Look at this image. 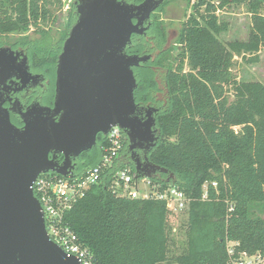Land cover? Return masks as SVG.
Instances as JSON below:
<instances>
[{"label": "trees", "instance_id": "trees-1", "mask_svg": "<svg viewBox=\"0 0 264 264\" xmlns=\"http://www.w3.org/2000/svg\"><path fill=\"white\" fill-rule=\"evenodd\" d=\"M219 1L200 0L194 7L200 20L191 16L183 39L185 53L166 76L169 99L156 117L160 138L148 153L153 165L168 171L152 184L176 185L190 199L185 238H179L172 225L175 216L165 202L112 193L114 169L129 167L136 173L130 161L118 160L66 217L96 264H226L228 242H239L241 250L251 254L264 253V84L239 82L231 72L235 56L264 49V1H248L253 21L249 41L232 43L219 39L228 24L217 13L244 0ZM63 7V0H0V48H28L33 61L49 69L67 30L54 42L53 29L44 26ZM68 15L70 28L77 19L74 3ZM32 27L34 34H28ZM10 36L17 38L4 42ZM142 49L139 45L129 52ZM257 60L255 56L248 61ZM136 74V101H152L151 92L158 88L155 75L142 70ZM98 139L99 147L83 154L86 170L77 174L100 163L109 144L101 134ZM127 150L123 141L122 154ZM170 175L173 179L167 182ZM205 191L208 197L203 200ZM227 203L234 204L232 213Z\"/></svg>", "mask_w": 264, "mask_h": 264}, {"label": "water", "instance_id": "water-1", "mask_svg": "<svg viewBox=\"0 0 264 264\" xmlns=\"http://www.w3.org/2000/svg\"><path fill=\"white\" fill-rule=\"evenodd\" d=\"M161 3L76 0L78 19L58 57L54 107L35 104L18 111L24 123L20 129L0 95V264H80L48 237L31 187L41 174L72 177V160L92 150L98 135L106 138L119 127L130 150H144V161L135 163L137 179H161L168 173L148 159L160 138L156 119L137 115L133 69L147 58L125 52L141 24L133 20L139 14L142 20L148 18ZM8 52L0 49V84L12 76L15 57ZM57 155L64 156L62 165Z\"/></svg>", "mask_w": 264, "mask_h": 264}, {"label": "flooded vegetation", "instance_id": "flooded-vegetation-1", "mask_svg": "<svg viewBox=\"0 0 264 264\" xmlns=\"http://www.w3.org/2000/svg\"><path fill=\"white\" fill-rule=\"evenodd\" d=\"M120 1H126L131 5L139 6L145 0ZM199 2L200 0H162V3L150 13L148 18L142 20V15L139 14L138 17L133 20L134 25H138L140 22L141 24L138 28V33L132 35L131 41L125 52L128 56L147 58L145 62L140 64V66L133 69L137 85V77L139 75L136 74L137 70H142V72L150 71L153 73L158 85V88L151 92L152 101L142 104L138 103L135 99L136 104L138 105L137 115L142 120H147L150 117L156 119L160 107L166 106L168 102L169 90L166 76L171 70L175 69L180 58L185 53L183 39L191 16L195 15L198 20H200V15H198L194 9ZM211 2L215 4V0H211ZM73 3L75 4V2ZM200 11L203 12V9ZM66 16L67 22L64 24V27H62V30L55 28L58 33L56 35L52 34V41L55 42V39H59L61 32L67 30L66 40L71 27L78 19L77 15L76 21L71 24L70 28H67L68 12L66 13ZM63 44L60 52L56 56V60L52 63L49 69L45 68L42 63H35L32 59L31 51L28 48L20 45L17 46L15 44L1 47L8 48V54L11 52L15 57V61L11 64L12 76L5 83L0 84V95H2L3 106L9 110L11 122L16 127L20 129L24 127V123L18 114V111L26 112L29 107L35 104L51 108L54 107L57 62L58 57L62 52ZM139 45L143 46L141 52H129L133 47ZM122 135L124 142L127 144L128 153L127 155H123L121 152L119 160L130 161L134 166L138 158L144 161L146 156L144 150H130L127 135L123 130ZM98 137L97 143L93 149L100 145ZM83 154L72 160V169L74 173H78V170L82 168L86 170L87 160L83 157ZM50 158H52V156ZM56 162L62 165L64 162V156L57 155Z\"/></svg>", "mask_w": 264, "mask_h": 264}, {"label": "built area", "instance_id": "built-area-1", "mask_svg": "<svg viewBox=\"0 0 264 264\" xmlns=\"http://www.w3.org/2000/svg\"><path fill=\"white\" fill-rule=\"evenodd\" d=\"M106 139L109 145L103 148V156L97 166L84 174L74 173L72 177H63L56 173L41 174L31 187L41 205L48 237L68 257L77 259L80 264L96 263L90 251L80 244L77 235L66 222V217L75 203L85 196L87 190L100 184L106 171L112 169L119 160L124 141L122 130L113 127ZM110 181V189L118 197L165 202L173 216L188 211L190 199L176 185L170 184L165 188L154 186L152 179H137V174L129 167L114 169ZM212 186L217 189L216 183H212ZM205 187L207 189V186ZM207 197L205 191L203 200ZM227 205L228 212L232 213L234 204ZM226 250V264H264V253L251 254L243 251L239 242H228Z\"/></svg>", "mask_w": 264, "mask_h": 264}, {"label": "rangeland", "instance_id": "rangeland-1", "mask_svg": "<svg viewBox=\"0 0 264 264\" xmlns=\"http://www.w3.org/2000/svg\"><path fill=\"white\" fill-rule=\"evenodd\" d=\"M75 0H63L64 7L62 10L56 13V18L49 25L44 27L47 29H53V35H56L58 31L62 30L64 24L67 22L66 13L68 12L71 4ZM249 0L237 1L228 4L223 10L217 14L220 21L228 24V31L222 33L219 39L224 43L232 42H247L249 41L250 29L253 27L252 15L248 10ZM215 2H220L215 0ZM192 9V7H191ZM191 12V11H189ZM262 16H264V7L262 9ZM35 28H31L28 34H34ZM17 36H10L9 38H3L4 42L13 41ZM258 57L256 62H249V59ZM188 70V68H186ZM232 74L237 78L239 82L252 83L260 82L264 84V49H261L256 54H246L241 56H235L233 59V65L231 67ZM239 130V129H237ZM172 225L179 230V238L182 240L185 238V231L187 229V214H182L172 218Z\"/></svg>", "mask_w": 264, "mask_h": 264}]
</instances>
